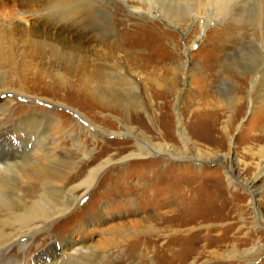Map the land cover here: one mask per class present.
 I'll return each mask as SVG.
<instances>
[{
  "label": "rangeland",
  "instance_id": "374dc122",
  "mask_svg": "<svg viewBox=\"0 0 264 264\" xmlns=\"http://www.w3.org/2000/svg\"><path fill=\"white\" fill-rule=\"evenodd\" d=\"M48 1L53 2L0 0V34L4 36V46L14 48L19 60L17 74L9 77L11 80L17 77L22 90L26 89L33 95L30 99L26 98L24 104H32L42 110L48 109L43 107H55L51 101L35 96L53 98L67 104L69 109L64 112V125L69 127L66 131L68 134L81 133L79 129L73 132L71 125L75 121L81 124L82 121L85 127L88 119L109 132L125 131L123 125L149 131L156 142H163L161 135L165 134L170 144L184 149L178 135L179 131L187 129V138L191 142L196 141L200 134L207 140V144H190L187 152L189 157H183L191 158L200 152L205 156L203 160L207 161L172 162L156 154L157 160L147 159L115 166L109 180L104 179L100 187L96 184L91 191H87L84 185L77 190L73 189L82 183L86 176L83 173L82 177H77L63 187L66 193L69 191L79 196L76 206L56 219L50 234L38 237L36 233L31 241H27L32 244L30 257L37 261L33 264L44 262L47 249L53 245L58 252L68 255L75 249H92L94 257L90 264H138L131 259V255L128 259L127 247L116 248L112 245L128 242L110 241L108 237L111 230L124 226L133 228L143 223L156 224L162 215L174 211L176 203L186 194L180 189L177 194H173L174 188L171 186L176 185L174 182L180 183L184 175L187 178H200L208 184L219 179L217 183L225 186L222 187L226 190L225 194L237 199L241 210L233 209L230 220L223 225L226 227L238 221L243 236L252 233V244L262 249L258 251V259L246 264H264V10L258 13L262 7L256 6L258 8L252 13L253 3L247 5L244 0H229L230 7L220 15L211 17L214 14H206L203 7L198 10L196 20L193 16H177L179 9L175 7L176 0H154V8L150 11L147 5L136 0H128V8L118 0H110L114 5L104 7L105 12L87 9V15L94 21L97 19V26L92 33L93 37L88 35V38H84L87 35L85 29L69 33L39 18L51 20L43 16L45 11L42 10ZM116 1L119 4L115 5ZM74 2V6L82 12L87 1ZM243 11L247 14L240 16ZM152 17L157 19L151 20ZM161 18L166 19L170 25L162 23L159 20ZM109 21L110 32L111 29L114 32L107 36L102 27L105 22L109 24ZM53 47L58 48L59 54L53 53ZM60 53L74 59L72 72L61 59ZM107 67L114 70L117 76L125 73L136 83L134 86H138L141 91L140 107L135 106L137 103L128 105L117 101L118 105H108L106 108L92 96H86L90 95L91 89L88 88H91L97 73L106 72ZM54 76L66 83L70 81V88L60 90L52 82ZM255 77L258 79L257 85H254ZM132 87L121 88L122 92L127 91L124 93L127 95L125 101L131 99ZM118 98L124 97L119 95ZM61 109L56 107L50 110L59 112ZM27 111L18 110L20 113ZM79 115L82 116L80 121ZM55 132H52L54 138L51 146L62 147L59 146L54 156L58 157L59 151L72 152L70 138L58 133L55 136ZM128 137H99L93 142L89 135L79 134L81 146L94 149L92 155L103 153L85 170L103 162L105 157L113 160L118 156L116 153L129 151L137 142H143L139 133L135 138ZM103 140H106V144ZM233 161L237 162V170L231 177L237 190H233L225 180L227 167ZM76 171H80L79 166ZM260 173L263 176L260 178L258 193L252 197L245 183ZM158 176L164 181V186H150L147 200L150 201L153 196L156 199L148 203L140 197L139 187H142L140 185L146 178L157 179ZM97 186L99 189L95 191ZM255 206H260L263 218L258 219L255 215ZM243 220L247 227H242ZM5 235L15 236L16 231H6ZM22 242L15 243L13 247V257L19 261L18 264L24 262L17 259L21 257ZM235 248L226 246L228 250L225 255ZM46 262L51 263V260ZM192 262L189 260L185 264ZM201 262L237 264L219 263L205 256Z\"/></svg>",
  "mask_w": 264,
  "mask_h": 264
},
{
  "label": "bare ground",
  "instance_id": "6f19581e",
  "mask_svg": "<svg viewBox=\"0 0 264 264\" xmlns=\"http://www.w3.org/2000/svg\"><path fill=\"white\" fill-rule=\"evenodd\" d=\"M74 1L53 0L51 3L48 1V5L43 6L42 10L45 11L43 16L49 17L51 20L48 21L44 17L39 18H42L47 23L49 22L56 28L58 27L59 30L69 33H77L85 29V35L86 33L87 35L84 38H88V35L93 37L92 33L96 31L97 19L94 21L90 15H87L89 10L96 11L99 9L104 11L106 9L104 7L114 5V3L110 2V0H85L87 1L85 5L83 4L85 7L82 12H79L78 7L74 6ZM118 1L124 6L129 7L127 5L128 0ZM118 1H116L115 5L119 4ZM136 1L147 5L149 11L154 8V0ZM228 1L187 0L186 2L185 0H176L175 7L179 9L176 15L180 18L193 16L197 20L198 10L204 7L206 14L213 13L214 15H211V17H216L220 13H223L224 9L228 10L230 7ZM244 3L247 5L250 3L254 4H251L252 13L258 7H262V9L259 8L258 13L260 14L261 10L263 13L264 0H244ZM135 8L141 11L140 8ZM244 11L243 13L241 12L242 15L240 16L247 14ZM211 17L209 19L206 17V19L210 20ZM153 19L157 18L152 17L151 20ZM159 20L162 23L167 22L164 18ZM105 23H107V29H105ZM105 23L101 27L104 29V34L108 36L109 33L114 31L111 29L110 32L109 26H111V21H109V24L108 22ZM259 23L261 24L262 22ZM4 44V36L0 34V264L19 263L14 258L15 252L13 248L15 243H19V241H23L21 243L23 250L20 253L21 257H17V259L24 260L20 264H33V262H37L35 260L36 258L30 257V245L32 244H28L27 241H31L32 236L36 233L38 237L46 236L45 234L48 233L50 234L53 231L52 229L56 219L59 216L65 215L76 206L79 202V196L76 197L74 193H70L69 191L66 193L63 187L67 183L75 181L77 177H82L83 173H86V176L83 178L82 183L73 189L77 190L84 185L87 191H91L96 184L100 187L104 179L109 180L110 172L115 169V166L118 167L129 164L130 162H141L147 159L157 160L156 154L165 156L166 158L163 157V159H168L172 162H184L186 160L194 162L207 161L203 160L205 156L200 152H197L191 158L183 157L184 155H188L189 157V153L187 152L190 144H207V140L202 138L200 134L197 136L196 141L192 138L194 142H191L187 138V129H182L178 135L180 141L183 143L182 148L184 150L178 149L170 144L165 134L161 135L164 143L156 142L151 132L146 131V133L130 125H123L125 131L109 132L87 119V124L84 127L82 121H80L82 116L79 115L81 124L75 121L71 125V130L74 132L79 129L81 132L79 134L89 135L93 142H96L95 140L99 137L112 136L126 138L130 135L128 138H135L138 133L143 137L141 138L143 142H137L129 151L116 153L115 155L118 156L115 159L111 160L109 157H105L103 162L85 170L86 167H89L93 163L94 159L100 157L103 153L99 152L92 155L94 149L92 147L91 149L82 147L83 145L81 146L79 134L67 133L69 127L64 125L66 122V114L64 112L69 109L67 104L57 102L53 98L38 96L35 97L49 100L55 107H43L48 109L42 110L38 106L24 104L26 98L30 99L29 97L33 95H30L26 89L22 90L17 77L13 80L10 79L9 75L17 74L18 70L16 66H18L17 61L19 60H17L18 57L14 48H8ZM40 46L38 45V47ZM53 49V53H56V55L59 54L58 48L53 47ZM61 59L69 66L68 70L72 72L71 67H73L72 62L74 59L72 57H64L63 54H61ZM109 68L106 69V72L99 71L97 73L92 86L89 84L91 87L88 88L89 90L91 89L90 95L86 96H92L106 108L108 105H118L117 101H120L121 104L128 105L137 103L135 106L137 108L140 107L142 103L140 88L136 85L134 86L135 82L125 73H120V76H117L114 74V70L111 71V68ZM59 76L58 78H61ZM257 80L255 77L254 85L257 83ZM52 82L54 84L56 83L57 85L55 84V86L59 87L60 90L70 88L68 86L70 81L66 83L67 81L58 80L56 76H54ZM128 86L132 87L131 90L133 93L129 102L125 101V96L127 95L124 93H127V91H121V88H127ZM119 95H122L124 98H118ZM56 107L62 109L59 112L50 110ZM20 109L22 111L27 109L28 111L26 113H20L18 112ZM52 128L56 131L55 136L58 133L64 137L67 135L70 138L72 152L59 151L58 157L54 156L61 145L56 146L57 148H52L51 143L54 138L52 134L54 130ZM102 142L105 143L106 140ZM109 165L111 166L107 169ZM78 166L80 171H76ZM227 168L228 172L225 173V180L233 190H237L232 181L233 177H231L232 173L237 170V162H231V166ZM105 171L106 173H104ZM262 176L263 174L260 173L251 181L245 183L252 197L258 193L259 182ZM159 177L157 179L154 177L146 178L143 184H138L142 186L139 187L141 189V198L147 200L148 191L152 184L153 186L156 184H162L164 186V181ZM186 178L184 175L180 179V183L177 181L173 183L176 185L171 186L174 188L173 194H177L180 189L183 191V194H186L184 197H187H182L177 203L175 202L177 207L174 211L167 212V215H162L156 224L143 223L142 226L133 228L124 226L111 230L108 237V239H111L110 241H117L118 243L128 242V244L112 245L116 248L119 246L127 247L126 254L128 259L131 255V259L138 264H149L154 261L157 264H185L189 260L193 261L192 264H202L201 260L204 256L219 263L233 262L246 264L258 259L260 257L258 251L262 248L254 247L255 244H252V233H250L251 235L243 236L242 229L238 228L239 224H241L238 221L236 224L231 223L226 227L223 225L228 222V219L230 220V215L234 211L233 209L238 211L241 207L237 199L227 193L225 194L226 190L222 188L224 185L222 186V184L217 183L219 179H216V181L212 180L209 182L211 184H208L206 181L200 180V178ZM216 178H220V176ZM241 184L243 183L241 182ZM98 186L94 189L95 191L99 189ZM154 193L156 194V191ZM153 198L154 196L149 200L153 201L156 199ZM255 215L258 219L263 218L260 206H255ZM242 227H247L246 221L242 222ZM243 229L245 230V228ZM6 231H16V235H5ZM231 233H233L232 236H230ZM226 246H235L236 248L230 254L225 255V252L228 250L225 249ZM237 247L244 248V250L241 251ZM47 250L48 254L44 262L39 264H90L89 262L94 257L92 255V249H75L70 255L58 252L54 245L50 246ZM240 252H243V254ZM241 254L243 256H240ZM38 258L40 259V257ZM46 260H51V263L46 262Z\"/></svg>",
  "mask_w": 264,
  "mask_h": 264
}]
</instances>
